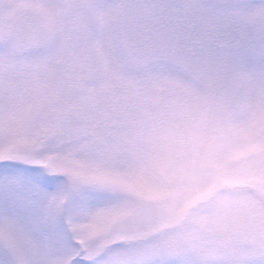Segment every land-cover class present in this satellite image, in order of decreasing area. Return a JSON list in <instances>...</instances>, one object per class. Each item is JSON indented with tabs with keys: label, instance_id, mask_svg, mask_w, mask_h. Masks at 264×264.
I'll return each mask as SVG.
<instances>
[{
	"label": "rangeland",
	"instance_id": "1",
	"mask_svg": "<svg viewBox=\"0 0 264 264\" xmlns=\"http://www.w3.org/2000/svg\"><path fill=\"white\" fill-rule=\"evenodd\" d=\"M173 1L0 0V41L35 49L0 62V153L54 181L18 247L0 210V262L222 264L221 249L260 248L264 58L213 40L229 16L258 30L264 0Z\"/></svg>",
	"mask_w": 264,
	"mask_h": 264
},
{
	"label": "snow or ice",
	"instance_id": "2",
	"mask_svg": "<svg viewBox=\"0 0 264 264\" xmlns=\"http://www.w3.org/2000/svg\"><path fill=\"white\" fill-rule=\"evenodd\" d=\"M213 42L218 50L226 51L241 61L248 54L264 58V25L255 32H250L229 24L216 33ZM34 51L35 49L24 42L19 33H10L0 41V62L15 65L31 59ZM36 186L51 189L54 187L53 178L43 175L39 168L31 166L28 159L16 152L0 153V210L5 215L3 229L11 239L13 248L22 244L31 232L40 226L39 222L33 219L39 197ZM48 211H51V205ZM22 214L26 216L25 220L17 221L14 218ZM33 246L37 249L41 247L39 244ZM233 247L238 253L235 256L224 249L220 250L222 264H249L248 255H258V264H264V241H261L259 249H244L235 245ZM0 264L13 262L5 258ZM34 264H39V261Z\"/></svg>",
	"mask_w": 264,
	"mask_h": 264
},
{
	"label": "flooded vegetation",
	"instance_id": "3",
	"mask_svg": "<svg viewBox=\"0 0 264 264\" xmlns=\"http://www.w3.org/2000/svg\"><path fill=\"white\" fill-rule=\"evenodd\" d=\"M172 2H175V1L172 0ZM175 3H177V2H175ZM158 4H159V2L156 3V7L161 6V7H160V8L162 9V10H161V13H164L163 10L165 9L166 5L164 6L163 4H159V5H158ZM185 4H186V3H185ZM177 6H179V5H177ZM166 8H167V7H166ZM167 12H168V14H169V10H168ZM238 15H239V13H238ZM237 19H238V21H235V22H234V24H235L236 26H238V25H239L238 22L241 21V19H239V17H238ZM227 23H228V24H233V19H232L230 16H229V18H228V20H227Z\"/></svg>",
	"mask_w": 264,
	"mask_h": 264
}]
</instances>
